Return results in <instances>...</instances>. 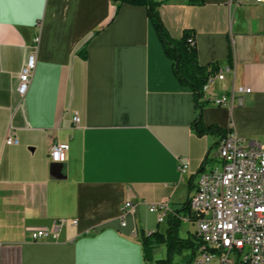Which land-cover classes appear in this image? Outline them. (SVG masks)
I'll return each mask as SVG.
<instances>
[{"label":"crops","instance_id":"crops-1","mask_svg":"<svg viewBox=\"0 0 264 264\" xmlns=\"http://www.w3.org/2000/svg\"><path fill=\"white\" fill-rule=\"evenodd\" d=\"M188 2L160 7L169 35L179 39L185 29L195 30L199 63L232 68L212 84L213 92L253 90L233 110L206 103L204 125L233 126L247 142L264 145V3ZM33 51L36 70L21 98L19 76ZM197 115L194 94L175 76L145 7L126 4L116 14L112 0H44L38 11L6 8L0 22V264H158L162 249L146 260L142 232L165 234L175 218L182 238L194 234L195 224L184 220L187 204L199 172L218 165L221 137L197 135ZM11 134L18 146L6 144ZM56 143L70 145L61 166L49 159ZM184 158L189 167L181 173ZM128 202L136 209L124 214ZM161 203L169 207L162 224L149 210ZM61 219L78 224L64 228L56 242L32 240L34 231Z\"/></svg>","mask_w":264,"mask_h":264},{"label":"built area","instance_id":"built-area-1","mask_svg":"<svg viewBox=\"0 0 264 264\" xmlns=\"http://www.w3.org/2000/svg\"><path fill=\"white\" fill-rule=\"evenodd\" d=\"M254 1L264 3V0ZM34 42L36 50L40 37ZM36 64L33 51L19 76L17 94L21 98L29 91ZM208 71L203 102L230 110L245 105L244 95L251 94L252 88L233 87L230 93L222 95L211 90L215 81L225 80L231 67L213 70L211 66ZM73 122L79 127L81 118L76 115ZM6 144L18 146L20 140L11 134ZM69 151V144H54L49 152L50 162L64 164ZM216 154L218 165L210 169L204 167L199 172L195 192L188 203L189 214L184 220L195 224L202 245L184 264H264V145L247 142L230 126L221 137ZM188 167L187 158L180 160L181 173ZM135 209L128 202L123 211L127 214ZM149 210L158 214L160 224L169 215L167 203L150 206ZM69 224L77 226L78 221L57 220L51 227L34 231L31 238L34 242H56Z\"/></svg>","mask_w":264,"mask_h":264},{"label":"trees","instance_id":"trees-1","mask_svg":"<svg viewBox=\"0 0 264 264\" xmlns=\"http://www.w3.org/2000/svg\"><path fill=\"white\" fill-rule=\"evenodd\" d=\"M116 4V14L120 11L123 5H131L136 7H145L149 19L152 22L162 44L166 56L173 64V72L180 84L187 89H190L195 97L197 104L198 115L193 122V129L199 136L216 134L223 137L228 132L219 126H205L203 123V110L206 103L202 101L203 88L206 85L210 72V66H202L199 63L198 49L196 44V31L193 29H185L179 39H173L165 26L163 25L159 9L170 0L155 1V0H112ZM206 0H189L188 4L193 6H203ZM82 56L87 59V50L81 52ZM213 70L217 67L212 65ZM188 208V204H187ZM189 211V208H188ZM181 222L178 219H169V228L165 234L156 231L151 234L142 232L141 241L145 253V259L151 261L153 259L154 250L164 245L167 249L166 257L158 260V264H177L174 263L176 255H181L184 251L195 253L202 245V239L197 232L189 235L187 238H182L179 234Z\"/></svg>","mask_w":264,"mask_h":264},{"label":"snow or ice","instance_id":"snow-or-ice-1","mask_svg":"<svg viewBox=\"0 0 264 264\" xmlns=\"http://www.w3.org/2000/svg\"><path fill=\"white\" fill-rule=\"evenodd\" d=\"M44 0H0V22L4 21L6 8H13L24 12L26 10H39Z\"/></svg>","mask_w":264,"mask_h":264},{"label":"rangeland","instance_id":"rangeland-1","mask_svg":"<svg viewBox=\"0 0 264 264\" xmlns=\"http://www.w3.org/2000/svg\"><path fill=\"white\" fill-rule=\"evenodd\" d=\"M184 227H185V226H183V227L181 228V235H182V236L184 235ZM159 248L162 249V256H159V257H161L160 259H164L165 256H166V254H165V248H164V246H159V247L156 249V252H159ZM189 253H190V251H186V252H184L182 255H177V256L175 257V262H176V263H181V262H183V260L189 255Z\"/></svg>","mask_w":264,"mask_h":264},{"label":"water","instance_id":"water-1","mask_svg":"<svg viewBox=\"0 0 264 264\" xmlns=\"http://www.w3.org/2000/svg\"><path fill=\"white\" fill-rule=\"evenodd\" d=\"M56 165H59V166H61V165H63V164H56Z\"/></svg>","mask_w":264,"mask_h":264}]
</instances>
